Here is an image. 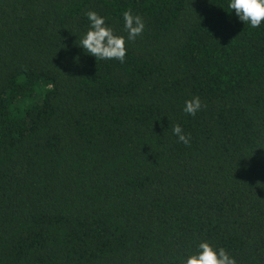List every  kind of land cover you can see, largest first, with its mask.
<instances>
[{"label":"trees","instance_id":"obj_1","mask_svg":"<svg viewBox=\"0 0 264 264\" xmlns=\"http://www.w3.org/2000/svg\"><path fill=\"white\" fill-rule=\"evenodd\" d=\"M227 4L0 0V264H264V21ZM89 11L123 62L79 46Z\"/></svg>","mask_w":264,"mask_h":264},{"label":"clouds","instance_id":"obj_2","mask_svg":"<svg viewBox=\"0 0 264 264\" xmlns=\"http://www.w3.org/2000/svg\"><path fill=\"white\" fill-rule=\"evenodd\" d=\"M227 7L238 22L247 23L252 28L259 27L264 21V0H228ZM86 17L90 27L79 44L84 53L86 51L96 60L116 59L123 62L126 55L125 38L115 35L112 28L105 23V17L98 15L95 11H89ZM123 21L128 40L134 39L144 30L141 17L134 15L131 11L123 13ZM200 108V98L194 96L191 100L185 101L183 111L189 115H195ZM172 131L179 141L188 143V138L179 125H174ZM183 264H235V260L223 248L217 249L208 242H201L198 245V251L188 255Z\"/></svg>","mask_w":264,"mask_h":264}]
</instances>
